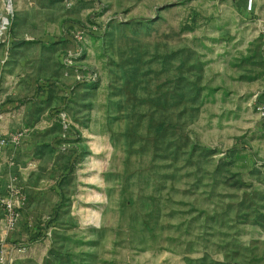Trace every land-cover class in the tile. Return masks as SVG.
Returning <instances> with one entry per match:
<instances>
[{"label": "rangeland", "instance_id": "obj_1", "mask_svg": "<svg viewBox=\"0 0 264 264\" xmlns=\"http://www.w3.org/2000/svg\"><path fill=\"white\" fill-rule=\"evenodd\" d=\"M0 264H264V0H0Z\"/></svg>", "mask_w": 264, "mask_h": 264}, {"label": "built area", "instance_id": "obj_2", "mask_svg": "<svg viewBox=\"0 0 264 264\" xmlns=\"http://www.w3.org/2000/svg\"><path fill=\"white\" fill-rule=\"evenodd\" d=\"M251 5H252V1H251V3H250Z\"/></svg>", "mask_w": 264, "mask_h": 264}]
</instances>
